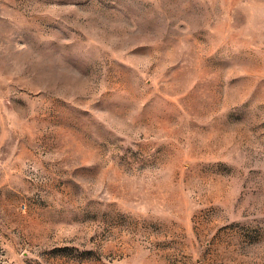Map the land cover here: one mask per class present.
<instances>
[{"label":"rangeland","instance_id":"rangeland-1","mask_svg":"<svg viewBox=\"0 0 264 264\" xmlns=\"http://www.w3.org/2000/svg\"><path fill=\"white\" fill-rule=\"evenodd\" d=\"M0 264H264V0H0Z\"/></svg>","mask_w":264,"mask_h":264}]
</instances>
